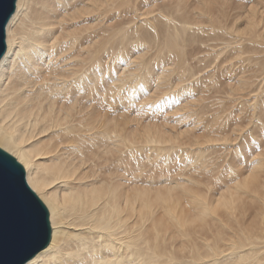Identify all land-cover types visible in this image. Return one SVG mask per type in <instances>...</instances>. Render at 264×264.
Instances as JSON below:
<instances>
[{
    "label": "bare ground",
    "instance_id": "bare-ground-1",
    "mask_svg": "<svg viewBox=\"0 0 264 264\" xmlns=\"http://www.w3.org/2000/svg\"><path fill=\"white\" fill-rule=\"evenodd\" d=\"M210 2L15 1L0 58V147L22 164L51 228L24 264H264L263 151L245 158L238 125L189 144L166 128L199 115L201 73L184 47L195 32L212 34L240 62H251L244 40L264 48L254 6L240 30ZM246 84L240 75L228 99L242 101L234 95ZM249 100L264 113V90ZM126 109L159 113L164 124L135 129ZM221 117L216 111L212 123ZM230 154L247 161L240 179ZM221 169L232 185L214 196L206 179L222 181Z\"/></svg>",
    "mask_w": 264,
    "mask_h": 264
},
{
    "label": "rangeland",
    "instance_id": "rangeland-1",
    "mask_svg": "<svg viewBox=\"0 0 264 264\" xmlns=\"http://www.w3.org/2000/svg\"><path fill=\"white\" fill-rule=\"evenodd\" d=\"M250 6H254L256 9L259 30H264V1L252 2L250 0H212V2L209 3V10L213 11L215 15L221 11L219 13V19L223 20L226 27L231 28L238 26L241 30L246 26L247 13ZM222 11L224 12L223 14ZM195 35L198 36L197 40H195L197 42H193L191 44V41H187L184 43V47L187 52L186 56L191 58L189 62L191 67L195 68H193V71L196 74L201 73V83L198 84L199 88L197 87L198 85L196 86L194 90L195 94H193L194 99H197L196 106L198 105L199 115L197 118H193L190 121H184L183 123L176 125H167L166 128L169 129L171 126H174L172 127L173 129L181 130L180 133L182 134L180 136V141L189 144L193 139L202 141L203 137L208 134L213 136L216 129L221 132L222 130L223 132H227L228 130V132L231 133V128L238 125L244 130V137L241 144L245 143L242 147V153L245 155V158L247 159L249 154L255 149L260 148L263 151L264 160V133L260 130L259 126V122L264 121V113L259 110L254 113L249 100L250 96L257 91V88L260 87L262 91L264 90V72L256 71L259 67L264 65V48L256 43L251 44L247 40H244L242 43V56L245 57L246 55H249L251 62H240L236 50L231 47L224 48L221 41H216L210 37L212 34L195 32ZM203 41L204 43L202 44ZM133 52L134 50L132 49L130 53ZM240 75L243 76V79L247 83L245 86L246 88L244 87V89L239 90L234 96H241V99L243 100L230 101L227 97L229 96L230 88L236 84L237 78ZM252 84L253 86L251 87L250 85ZM216 97H220L219 99L222 101L218 103V100L214 99ZM209 104L210 106H208ZM221 104L223 106H221ZM121 111L123 110L119 107L118 112L120 113ZM216 111H218L222 116L218 126L216 123H212V120L214 119H212V115ZM124 112L127 115L129 112L132 114V118H135V120H132L131 125L138 130L143 128L148 121L151 125H154V123L164 124V121H162L159 113L156 114L154 112L149 113L141 111L135 113V111L131 109H126ZM170 124H172V122H170ZM250 132L254 135V140H251L248 134ZM211 153L212 150L210 149L207 154L209 155ZM235 156V154H230L227 158L231 162L236 163L238 166L236 168V176L240 179L245 173H247L245 172L244 174H241L245 170L247 161L238 163L237 158H240V156ZM142 160H144V163L146 162L147 164V159L143 158ZM145 169L144 175L142 176L143 178H145L146 174L150 171L148 167ZM153 169L152 174L155 175L156 178L160 169ZM219 173H221L222 181H217L214 177L206 179V174L201 175V178L206 179V183H208L209 186L211 185V189H209V191L210 194H214V196H216L217 191L219 192L222 190L221 188L223 187L224 182H229V180L232 179V176L222 169ZM194 176L197 177L199 175L195 174ZM228 185L231 186L232 184L229 182ZM205 187L206 186H201L202 190H205Z\"/></svg>",
    "mask_w": 264,
    "mask_h": 264
},
{
    "label": "water",
    "instance_id": "water-1",
    "mask_svg": "<svg viewBox=\"0 0 264 264\" xmlns=\"http://www.w3.org/2000/svg\"><path fill=\"white\" fill-rule=\"evenodd\" d=\"M16 0H0V47ZM11 162V163H10ZM4 178L0 184V264H24L50 239L48 210L26 182L22 164L0 147ZM24 182L23 193L20 189ZM27 218L29 226L24 229Z\"/></svg>",
    "mask_w": 264,
    "mask_h": 264
},
{
    "label": "snow or ice",
    "instance_id": "snow-or-ice-1",
    "mask_svg": "<svg viewBox=\"0 0 264 264\" xmlns=\"http://www.w3.org/2000/svg\"><path fill=\"white\" fill-rule=\"evenodd\" d=\"M6 48H7L6 45H3L2 47H0V58L4 57ZM3 178H4V167H3L2 164H0V184H2ZM23 187H24V182H23V180H21L20 189H21L22 193H23ZM28 226H29V221L27 220V218H25V220H24V229L26 230Z\"/></svg>",
    "mask_w": 264,
    "mask_h": 264
}]
</instances>
